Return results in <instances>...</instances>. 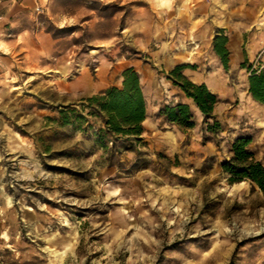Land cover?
<instances>
[{"label": "rangeland", "instance_id": "374dc122", "mask_svg": "<svg viewBox=\"0 0 264 264\" xmlns=\"http://www.w3.org/2000/svg\"><path fill=\"white\" fill-rule=\"evenodd\" d=\"M251 1L46 0L33 32L0 39V264H264V190L222 167L241 134L264 162V103L248 92L264 0ZM239 27L225 68L213 37ZM178 63L218 94V134L197 110L188 129L159 115L188 100L166 76ZM131 65L144 130L103 147L86 99Z\"/></svg>", "mask_w": 264, "mask_h": 264}, {"label": "trees", "instance_id": "16d2710c", "mask_svg": "<svg viewBox=\"0 0 264 264\" xmlns=\"http://www.w3.org/2000/svg\"><path fill=\"white\" fill-rule=\"evenodd\" d=\"M229 37L223 29H219L212 40V47L225 68L229 66L231 51L228 47ZM188 64H176L167 73L188 99L178 100L172 104L159 107L158 113L165 120L182 129L194 127L197 123L195 110L201 115V128L212 135L222 130V123L215 112L219 100L218 94L212 91L204 81H194L184 73ZM120 84H112L99 93L87 97L89 114L98 115L102 124L96 134L103 147L106 141L116 143L119 139L130 140L139 136L144 130L147 117V106L144 91L140 82V74L134 66L122 71ZM248 92L252 98L264 103V66L252 68L248 76ZM62 116L68 121V111L62 109ZM79 119L83 115H77ZM252 136L241 134L231 144V156L222 161L223 170L230 181L250 179L264 190V162L255 158L249 144Z\"/></svg>", "mask_w": 264, "mask_h": 264}, {"label": "crops", "instance_id": "0c3cea01", "mask_svg": "<svg viewBox=\"0 0 264 264\" xmlns=\"http://www.w3.org/2000/svg\"><path fill=\"white\" fill-rule=\"evenodd\" d=\"M46 0H4L0 4V39L8 38L15 39L17 36H21L27 33L33 32L34 22L32 18L34 13H39L37 10L38 6H41V11H43L44 3ZM228 0H222L221 6L227 3ZM248 1V0H245ZM249 4L252 8H258L259 2L256 0L251 1ZM239 34L234 33V35H229L228 47L231 54H234L235 60L240 58L243 54L242 47L244 44V37L242 32L244 31L239 27ZM36 29H39L36 28ZM233 36V37H232ZM261 40V39H260ZM257 36L250 38L248 41V47H245L247 51L255 52L258 50L257 46Z\"/></svg>", "mask_w": 264, "mask_h": 264}, {"label": "built area", "instance_id": "2783aa9c", "mask_svg": "<svg viewBox=\"0 0 264 264\" xmlns=\"http://www.w3.org/2000/svg\"><path fill=\"white\" fill-rule=\"evenodd\" d=\"M3 1H4V0H0V4H1ZM41 8H42L41 6H38V7H37V10L41 11Z\"/></svg>", "mask_w": 264, "mask_h": 264}]
</instances>
